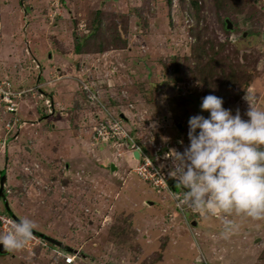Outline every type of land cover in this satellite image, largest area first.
Masks as SVG:
<instances>
[{
  "label": "rangeland",
  "instance_id": "374dc122",
  "mask_svg": "<svg viewBox=\"0 0 264 264\" xmlns=\"http://www.w3.org/2000/svg\"><path fill=\"white\" fill-rule=\"evenodd\" d=\"M93 19L108 51L76 53ZM5 75L27 90L16 114L0 105V142L19 131L18 146L0 143V214L32 219L61 246L28 244L0 264H264V219L181 210L129 172L137 161L123 146L115 158L110 144L82 145L104 107L152 157L166 153L169 171L189 117L208 115L205 95L244 119L246 93L264 108V0H0ZM225 218L236 224L228 238Z\"/></svg>",
  "mask_w": 264,
  "mask_h": 264
},
{
  "label": "clouds",
  "instance_id": "9594fccd",
  "mask_svg": "<svg viewBox=\"0 0 264 264\" xmlns=\"http://www.w3.org/2000/svg\"><path fill=\"white\" fill-rule=\"evenodd\" d=\"M245 99L249 104L245 113L248 119L242 118L239 109L233 114L232 109L224 107L223 97L213 93L205 95L200 104L208 115L189 117L187 146L182 151L172 149L168 155L167 183L171 178L168 184L183 190V196L177 197L179 205L213 215L222 212L226 216L264 219V108L256 107L247 93ZM110 144L115 148L114 157L122 158L117 151L122 152L123 145ZM124 151L131 155L125 147ZM132 157L136 160L138 156ZM223 226L224 238L236 228L229 218L223 220ZM35 228L32 219L22 217L0 235V244L7 252L21 250L32 239Z\"/></svg>",
  "mask_w": 264,
  "mask_h": 264
},
{
  "label": "built area",
  "instance_id": "2783aa9c",
  "mask_svg": "<svg viewBox=\"0 0 264 264\" xmlns=\"http://www.w3.org/2000/svg\"><path fill=\"white\" fill-rule=\"evenodd\" d=\"M85 87V91L89 92L88 97L92 100H97V90L93 88L92 92L89 90V86L82 82ZM27 90L25 87H20L15 85V82L12 81L7 75L5 77H0V105L4 108L3 112L7 113H15L17 112V106L21 99L25 97L24 91ZM103 112L102 116H99V119L92 127V136L91 142L92 144H96L99 142L110 141V143L117 144L118 147L123 145L127 148L131 155H133V151H138V157L136 158L137 164L130 169L137 177L148 182L151 186L155 187L156 192L160 190H164V194L169 196L174 201V206L181 209L184 208L183 205H179L177 202V197H182L181 192L178 189L171 187L167 183L168 171L166 170L168 165H165V154L159 153V150L154 148V157H152L151 153L148 151V146H142L138 142H136L132 136L130 135V130L125 128L123 125L124 119L120 116H115L112 112H110L107 108L103 107L100 110ZM123 142L126 144H123ZM151 145H153V142ZM3 146L6 143L5 139L0 142ZM151 151V150H150ZM120 149L117 151V155H120ZM135 158V157H134ZM167 162V161H166ZM165 168L166 172H164L163 168ZM129 171V172H130ZM175 189V190H174ZM16 222L13 217L8 214L1 213L0 214V229L4 233H6L10 229L11 223ZM46 239L38 236L33 233L32 239L26 244L31 245H40L46 244ZM64 260L66 263H70L73 260V256L69 253L64 254Z\"/></svg>",
  "mask_w": 264,
  "mask_h": 264
},
{
  "label": "trees",
  "instance_id": "16d2710c",
  "mask_svg": "<svg viewBox=\"0 0 264 264\" xmlns=\"http://www.w3.org/2000/svg\"><path fill=\"white\" fill-rule=\"evenodd\" d=\"M88 26L93 27V28H87V29L90 30V32L88 34H86V35L81 36L82 40H84V41H81V39H79V40H77L76 43H74L75 52L76 53H81V54L85 53V54H89L91 56L92 54H95V53L99 54L104 49L106 51L107 49H106V47L103 48V44L101 45V44L97 43V42H99L101 40H99V41L92 40L94 34L101 30L98 27L99 24L97 23L96 19H93V21L92 20L89 21ZM81 85H83V84H81ZM93 88L97 89V86L96 87L93 86ZM0 179H1V182H5V171L4 170H2V172H1ZM12 216L14 217V214H12ZM33 233H35L38 236H41L43 238L46 237L43 233H41V232H39V231H37L35 229H34Z\"/></svg>",
  "mask_w": 264,
  "mask_h": 264
},
{
  "label": "crops",
  "instance_id": "0c3cea01",
  "mask_svg": "<svg viewBox=\"0 0 264 264\" xmlns=\"http://www.w3.org/2000/svg\"><path fill=\"white\" fill-rule=\"evenodd\" d=\"M89 55V54H88ZM90 56V55H89ZM12 79V78H11ZM12 81H14L15 82V84H19V82H17L16 80H15V78L14 79H12ZM20 84H21V82H20ZM6 114V113H5ZM21 127H22V125H20V127H19V130L21 129ZM78 127H81V126H78ZM73 128H76V127H73ZM18 133H19V131H18ZM18 133L17 132H15L12 136V138L11 139H8L7 140V142L5 143L6 145L5 146H7V144H9V145H14L15 143H13L14 141H16L17 140V138H18ZM16 136V137H15ZM15 137V138H14ZM80 138H83L82 136L80 137ZM16 145V144H15ZM82 145H84V147H87V151H89L90 149H89V146L90 145H93L92 143H91V141L90 140H86L84 143L82 142ZM16 146H18V145H16ZM94 146V145H93ZM26 149L27 150H31V147L30 146H26ZM93 150V149H92ZM2 152L0 151V154H1ZM97 155V159H99V161H101V160H104V161H107V162H109V160H108V158H105V155H103L102 156V154L101 153H97L96 154ZM48 156V155H47ZM131 156V155H130ZM12 158H14V156H11ZM25 157V159H27L28 161L31 159L32 160V158H30V156H28V157H26V156H24ZM131 158H132V156H131ZM47 159V158H46ZM34 161H36V159H34ZM112 163H113V161H112ZM111 163V164H112ZM114 164V163H113ZM116 167V166H115ZM3 170V169H2ZM2 170H1V172H2ZM40 171H42L43 172V174H41V176H44L45 177V171H44V169H43V167L42 166H40V169H39ZM24 171V170H23ZM83 170H81L80 172H82ZM89 171V170H88ZM69 172H71V170H69Z\"/></svg>",
  "mask_w": 264,
  "mask_h": 264
},
{
  "label": "water",
  "instance_id": "95a60500",
  "mask_svg": "<svg viewBox=\"0 0 264 264\" xmlns=\"http://www.w3.org/2000/svg\"><path fill=\"white\" fill-rule=\"evenodd\" d=\"M230 25H231V24H230V22H229V23H228V26H230ZM134 156H136V157L138 156V152H137V151H134ZM111 168H112V169H115V165H114L113 163L111 164ZM172 181H173V180H172L171 178L168 179V183H169V184H171ZM0 196H2V195H1V187H0ZM5 204L8 205V202H5ZM17 220H18V219H17ZM17 220H16V221H17ZM195 223H196V222L193 221L192 224L194 225ZM45 239H46L48 242H50V243H53V244H56V245H60V246H61V243H60L57 239H55V238H53V237H49V236L47 237V236H46ZM6 253H8V252L3 248V245L0 244V254H6Z\"/></svg>",
  "mask_w": 264,
  "mask_h": 264
},
{
  "label": "bare ground",
  "instance_id": "6f19581e",
  "mask_svg": "<svg viewBox=\"0 0 264 264\" xmlns=\"http://www.w3.org/2000/svg\"><path fill=\"white\" fill-rule=\"evenodd\" d=\"M16 85V84H15ZM17 86H20V87H23V85L22 84H18ZM124 117H126V116H124ZM123 125H124V127L125 128H128L127 126H126V124L123 122ZM98 144H101V145H105V144H110V141H106V142H99ZM111 145V144H110ZM121 154H123L124 153V151H122V152H120ZM133 173V172H132ZM175 189H177V188H175Z\"/></svg>",
  "mask_w": 264,
  "mask_h": 264
},
{
  "label": "flooded vegetation",
  "instance_id": "af4514ba",
  "mask_svg": "<svg viewBox=\"0 0 264 264\" xmlns=\"http://www.w3.org/2000/svg\"><path fill=\"white\" fill-rule=\"evenodd\" d=\"M173 187V186H172ZM173 188H175V187H173Z\"/></svg>",
  "mask_w": 264,
  "mask_h": 264
}]
</instances>
